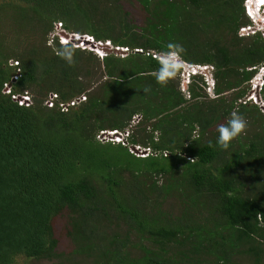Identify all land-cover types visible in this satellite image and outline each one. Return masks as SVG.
I'll return each mask as SVG.
<instances>
[{"label":"trees","instance_id":"16d2710c","mask_svg":"<svg viewBox=\"0 0 264 264\" xmlns=\"http://www.w3.org/2000/svg\"><path fill=\"white\" fill-rule=\"evenodd\" d=\"M125 1L0 0V264H263L264 114L239 100L250 69L264 64V40L238 36L249 23L244 0ZM57 23L130 52L74 48L69 66L57 38L49 43ZM170 42L184 47L185 63L213 68V97L195 77L186 99L180 71L156 83L151 52ZM25 92L30 104L20 106L12 96ZM260 96L264 105V83ZM233 111L250 133L222 150L217 128ZM135 116L128 146L97 139ZM60 219L66 245L53 228Z\"/></svg>","mask_w":264,"mask_h":264},{"label":"built area","instance_id":"2783aa9c","mask_svg":"<svg viewBox=\"0 0 264 264\" xmlns=\"http://www.w3.org/2000/svg\"><path fill=\"white\" fill-rule=\"evenodd\" d=\"M244 9L245 12L249 15V10L252 12L251 7V0H244ZM260 19L259 22H256L252 16L251 17V23L241 26L238 29V36L239 37H248L252 36L254 34L260 33V36L264 40V9L261 10L260 13ZM254 23V24H253ZM253 24V25H252ZM258 25L260 28L256 29L253 26ZM49 40L52 42L55 38L59 41V38L63 40V44H67L68 42H71L72 46L74 48H78L79 46H89L90 49H92V52H95L99 58H103L107 56V52L105 49L110 50H118L120 52L119 57L126 56L130 51L127 48L122 47H114L109 41L101 42V41H95L92 36L89 35H83L78 33H68L64 31L62 28L61 23H57L54 26L53 31L48 36ZM50 42V43H51ZM60 42V41H59ZM62 44V43H61ZM132 53H143L141 49H134ZM148 54V53H146ZM152 57L159 60L158 54H155L151 52ZM254 69L256 72L254 76L251 78V80L248 82V102H251L252 104L259 107V109L264 114V105L263 101L260 96V91L262 88V85L264 83V64L260 67L256 68L253 67L250 70ZM197 77L200 78L202 81V85L204 87L205 92L208 94L209 97H213L214 93V86H215V80L213 77V68L209 65H197V64H188L183 63L182 69L179 72V80H180V91L183 93L184 97L186 99H189L188 89L187 87L191 84L193 79ZM5 92L10 93L9 91V85L5 86ZM12 98L20 105V106H28L30 104V96L28 93H24L22 95H14ZM57 98L56 95L51 94L48 99L45 101V105L49 108L54 106V101ZM85 101V95H80L79 97L72 99L69 102L61 103L59 105L60 109L62 111H67L68 108L74 107L75 105H78L80 102ZM242 101V100H241ZM240 101V102H241ZM243 103H246L245 100L242 101ZM140 119L138 116H135L132 120V122L135 119ZM131 122V123H132ZM131 125V124H130ZM130 128V127H129ZM129 128L126 129L122 133H117L116 131H103L100 132L97 135V139L101 142H115L122 144L123 146H128L127 137L129 135ZM132 148H134L137 153H134L132 151ZM129 150L131 153H133L136 156L143 157L148 154V149H142L138 146H129Z\"/></svg>","mask_w":264,"mask_h":264},{"label":"clouds","instance_id":"9594fccd","mask_svg":"<svg viewBox=\"0 0 264 264\" xmlns=\"http://www.w3.org/2000/svg\"><path fill=\"white\" fill-rule=\"evenodd\" d=\"M251 7H252V12L249 10V15H248L245 12L243 5L244 15L249 22L248 24L251 23L250 16H252L256 22H259V19L261 17L260 16L261 10L264 9V0H251ZM257 34L260 33L258 32ZM68 44L70 43L67 44L62 43L60 47L54 48V51L55 54L60 59L64 60L69 66H72L75 62L74 61L75 49L71 44L70 45ZM166 47L167 50H162L158 53L159 67L152 73V76L154 77L156 83L160 86H167V84L171 80H173L176 77L177 73L182 69L184 63L183 55L185 53V49L181 44L170 42ZM78 48L81 49L80 47ZM82 50H87V49H82ZM92 53H94L97 56L95 52ZM144 91L145 93H147L151 91V89L145 88ZM246 129H247V121L244 119L242 115L238 114L237 111H233L231 113L230 118L227 120V123L221 124L217 128L218 136L216 139V146H218L222 150H227L231 142L234 139L241 136L242 134H244L246 132ZM209 146L211 147L213 145L210 143Z\"/></svg>","mask_w":264,"mask_h":264},{"label":"rangeland","instance_id":"374dc122","mask_svg":"<svg viewBox=\"0 0 264 264\" xmlns=\"http://www.w3.org/2000/svg\"><path fill=\"white\" fill-rule=\"evenodd\" d=\"M123 1V3L125 4L126 3V1L125 0H122ZM130 8H132L133 10H134V12L137 10L136 8V5L134 4V6H129ZM135 16L137 15V14H134ZM244 18H245V15L243 16ZM245 20H246V18H245ZM248 21V20H247ZM254 28H256V29H259L260 27L258 26V25H254L253 26ZM59 41H60V43H63L64 41L63 40H61L60 38H59ZM51 41L49 40V43H50ZM48 43V44H49ZM68 43H70V44H72L71 42H68ZM73 45V44H72ZM81 49H87V51H92V49H90L89 48V46H79ZM12 65H15V63L13 62L12 63ZM242 101L243 100H245L246 101V103L249 101L248 100V93L241 99ZM241 100H239V102L241 101ZM240 102V103H243V102ZM251 103V102H250ZM252 104V103H251ZM139 120L136 118L132 123H131V125L129 126V127H131V126H135L136 124H137V122H138ZM128 127V128H129ZM127 128V129H128ZM251 128L250 127H247V131L248 130H250ZM246 131V132H247ZM247 133H250L249 131L247 132ZM246 133V134H247ZM176 201L175 200H173V199H169L168 200V202L166 203V206H165V208L167 207V208H169V209H171V210H173V212L174 213H176L177 212V210H178V208H176ZM170 211V210H169ZM64 220L63 219H60V220H55L54 221V223H53V228H54V230H55V234H56V237H57V239L59 240V243H64V245H66V240H65V236H64V234H63V229H62V227L64 226ZM78 261V260H77ZM79 261H80V259H79ZM70 263V262H69ZM68 262L66 263V260L65 259H63V260H58V261H56V260H53V261H46V260H40V261H35V260H25V258H20V259H18V262L16 261V264H69ZM232 264H251L250 263V261L249 260H246V259H242V258H240V257H237L234 261H233V263ZM263 264H264V262H263Z\"/></svg>","mask_w":264,"mask_h":264},{"label":"water","instance_id":"95a60500","mask_svg":"<svg viewBox=\"0 0 264 264\" xmlns=\"http://www.w3.org/2000/svg\"><path fill=\"white\" fill-rule=\"evenodd\" d=\"M105 50H106L107 54H114V55H119L120 54V52L118 50H110V49H105ZM132 151L134 153H137V151L134 148H132Z\"/></svg>","mask_w":264,"mask_h":264}]
</instances>
